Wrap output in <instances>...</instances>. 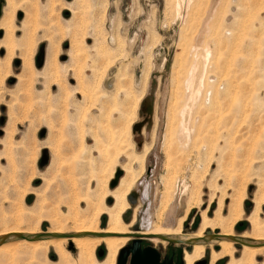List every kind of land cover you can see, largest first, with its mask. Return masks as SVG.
Wrapping results in <instances>:
<instances>
[{
	"label": "rangeland",
	"instance_id": "1",
	"mask_svg": "<svg viewBox=\"0 0 264 264\" xmlns=\"http://www.w3.org/2000/svg\"><path fill=\"white\" fill-rule=\"evenodd\" d=\"M216 3L220 4L215 13L219 19L216 17L211 22V31L204 43H200L206 19ZM1 5L4 17L7 1L0 0ZM3 17L0 19L3 68L0 232L22 227L38 229L39 235H46L54 231L49 221L38 225L31 217L25 221L19 216L47 213L59 214L63 218L64 234H72L75 225L67 224L64 216L68 213L67 204L73 201V185L77 183L86 190L92 181L93 189L97 187L88 166L91 155L99 161L94 135L107 141L112 131H121L128 122L132 123L136 152L142 153L146 147L151 150L146 172L129 197L131 208L123 216L124 222L130 224L137 212L131 232H135L137 225L141 231L149 208L152 222L165 226L168 213L175 204L181 203L176 212L175 227H178L189 203L194 204L201 193L202 205L192 208L183 225L184 234L194 235L199 231L204 210L209 207V216L214 218L220 200H224L223 213L227 216L231 196L247 190L245 215L234 234L238 238L246 236V240L253 237L247 219L255 210L256 196L264 194V0H17L12 30L16 45L22 47L14 49L10 60L7 49L2 47L7 40V32L1 26ZM30 39L34 45L29 57L32 71L28 73L24 72V54ZM205 44L212 49L213 57L209 59H206ZM73 45L79 54L71 55ZM43 52L45 64L39 69L38 58ZM65 57L67 60L63 61ZM192 64L196 68L200 66L195 71L197 81L205 76L199 99L202 101H197V105L184 100ZM212 91V97L218 91L222 100L217 108L208 111L205 100ZM194 107L196 110L192 113ZM101 109L105 115L109 113L105 117L110 121L101 118L100 122ZM176 116L184 120L175 119ZM183 121L190 123L187 126L194 134L190 136L192 140H181L178 128ZM106 125L112 128L104 138L102 127ZM182 143L187 144L183 147ZM44 150L48 151L50 162L41 168ZM168 163L175 166L179 175H176L174 200L160 219L166 201L165 182L174 176L167 170ZM184 184L188 192L181 195ZM106 204L112 206L114 201L108 199ZM86 208L82 204V210ZM261 216L264 219V206ZM107 226L104 215L99 227L106 229ZM220 233L221 228L215 227L206 235ZM23 240L0 246L2 250L6 246L5 249L22 247L12 256L0 251V264H57L59 261L54 249L46 255L27 252L23 249L26 248L21 243ZM143 243L144 248L157 249L163 260L174 259L176 263L174 245L166 241L156 245L146 240ZM183 247L187 252L193 250L190 246ZM236 247V258H240L243 246L236 244ZM212 249L219 250V247L207 246L199 262L206 260L210 264ZM67 250L76 262L78 251L70 246ZM101 250L105 251V247L96 251L99 261L107 256L105 251L100 258ZM229 262L230 259H222L215 264ZM257 263L264 264V252L257 257Z\"/></svg>",
	"mask_w": 264,
	"mask_h": 264
},
{
	"label": "bare ground",
	"instance_id": "2",
	"mask_svg": "<svg viewBox=\"0 0 264 264\" xmlns=\"http://www.w3.org/2000/svg\"><path fill=\"white\" fill-rule=\"evenodd\" d=\"M6 1H7V7H6V10L4 11V17L2 15L3 21H1L2 22L1 26H2V29H4L7 32V40L2 43V47L7 49L8 59L9 58L12 59L14 54H15L14 49L21 46V45H16L14 38H13L14 32L12 30V24H13L12 19H13V13H15V11L17 10V0H6ZM190 1H192V0H190ZM218 5H220V4L216 3L213 5V7L209 13L210 14L209 18L206 19L207 20L206 23L204 22L205 23V25H204L205 27L203 29L204 32L199 37L200 43H204L205 39L207 38L206 35L211 31V22H213V20L217 17V16H215V13H216V11H218L217 10ZM223 5H224V3H223ZM228 5H229V3H228ZM52 6L54 7L53 3H52ZM206 16H207V14H206ZM217 23H216V26H217ZM52 44H53V42H52ZM33 45H34V42L32 39H30L29 44L27 45V49L25 50V54H24V72L29 73L32 71V60L29 57H30V55H32L31 52L33 51ZM205 45L206 46H204L205 47L204 51L208 57L206 59H209V57L212 56V54H213L212 49H211L210 45H207V44H205ZM52 48L54 49L55 45ZM77 49L78 48H76V45L71 46V55L74 53L76 54V52L79 50V49L78 50ZM201 49H203V48H201ZM80 51H81V49H80ZM77 53L79 54V52H77ZM198 53L199 52H197V54ZM200 53H201V51H200ZM69 57L71 58L72 56H69ZM75 57H77V55L74 56V58ZM203 57L204 56H202V58ZM195 59H196V57H195ZM206 59H205V61L207 62L208 60H206ZM72 61H75V60H72ZM198 64H199V62H198ZM206 64L207 63H205V65ZM192 65H193V67L195 66L194 64H192ZM203 65H204V63H203ZM199 67H197V68H199ZM4 68H6V67H4ZM197 68L194 67L191 69L192 74L186 80V83H185L186 92H184L185 96H186V97H184L185 103L188 101V103L192 102V103L196 104L197 101L199 103L202 101V99H201V101H199V99L202 98L201 96H202V92H203L202 91L203 80H204L205 76L203 74L201 77V80L197 81L198 78H196V76H195V75H197V73L195 71L197 70V72H198V70H199ZM2 69L3 68L1 66V61H0V81L2 78V76H1V70ZM178 72H179V70H178ZM149 76H150V74L147 76V78ZM147 78L145 81L146 84L148 83ZM145 83H144V85H145ZM145 87H147V85H145ZM217 89L218 88H216V90ZM216 90H214V91H216ZM219 90L221 91V88H219ZM214 91H212V93L208 92V93H210V97H208L207 100H205V103H206L205 107L207 108L208 111L214 110L215 107L217 108V106H219V104H220V101L222 100L221 97L219 98L218 91L216 92L215 96L212 97V94ZM185 98H187V100ZM177 100H178V98H177ZM198 102H197V104H198ZM191 106H193V105H191ZM114 107H115V105H114ZM184 107H183V109H184ZM187 107H188V105H186V108L184 109V111H182L183 116H185V113H186L185 111L187 110ZM112 108H111V110H113ZM99 109L100 108H98V110ZM103 110H105V109L103 108ZM179 110L181 112V109H179ZM195 110L196 109L194 107V110L192 111V113ZM187 113H188V111H187ZM189 113H188V116H190ZM100 114H102V116L100 117V122H102L101 118H106L109 113L105 115L104 111L102 112V109H101ZM116 114H117V112H116ZM174 116H175V114H174ZM177 117H179V116H176L175 119ZM181 117H179L180 118L179 120H181V119L184 120L183 119L184 117L183 118H181ZM191 117H192V115H191ZM106 119H108V121H110L109 118H106ZM187 119H189V117ZM170 121H171V119H170ZM187 123H185L183 121L179 125L178 130L180 132L181 140H185V139L190 138L191 134L193 133L189 129V127H188L189 125L187 126ZM107 124L109 125L110 123H107ZM119 124H122V122H120ZM188 124H190V123H188ZM117 126H119V125H117ZM120 127H122V126L120 125L119 128ZM111 128L107 127V125L105 128L102 127L103 132H105L104 138L106 137V133L110 132ZM92 133L95 134L94 132H92ZM174 135H172V137ZM192 135H194V134H192ZM92 136L89 135V137H92ZM94 136H95L94 140L96 142V145L94 144V147L96 146L95 149H97V154L99 156L98 159L100 162L98 160H95L94 158H92V155H91L88 166L91 169L92 180L97 183V187L95 190L93 189L92 181L88 182L86 190H84V188H82V186H79L77 183L73 185V187H74V190L72 192V193H74L73 199H72L73 201L67 204L68 205V207H67L68 213L64 216V221L67 224L73 223L75 225L74 231L70 235L101 234V235H106V236L105 237L86 236V237H72V238H63V239L45 238V239H42V240L36 241V242L28 241L27 239H24L23 242H21V243H23V246L26 247L23 249H26L27 252H31V253L38 254V255H46L50 249H54L55 253L57 254V256L59 258V261L57 262V264H116L118 261L117 259H118L120 252L132 240V238L129 236L135 235L134 232H131L130 228L136 224L137 212L135 213L133 220L130 224H126L124 222L123 216L131 208L130 204H129V197H130L131 193L133 192V188L135 187L137 182L142 178L143 174L146 172V160H147V157H148L151 150L146 147L142 153L136 152L134 143L132 141V123H128V122L123 126L121 131H116V130L112 131L110 138H108L107 141H104L106 139L101 140L99 138V136H97V134H95ZM191 137H193V136H191ZM101 138H103V136ZM183 142H186V141H183ZM182 144L184 147V144H187V143H182ZM80 147H82V146H80ZM89 150L92 151V147ZM88 154H89V152H88ZM90 154H91V152H90ZM136 165H138L137 167H139V170L138 169L136 170V168H135ZM174 167L171 166L170 163H168L167 170H168V172L172 173L174 176H171L167 180V182H165L166 187H167V189H166L167 192L165 193L166 194V196H165L166 201L165 202L163 201L164 206L162 207L163 212L160 215V219L163 218V216L165 215L164 213L168 210L170 203L172 202V200H174L173 199V196L175 195L174 194V187L176 185V182H178L176 175H179V174H177L178 171L176 169H174ZM118 171L123 172L124 176L120 179L118 186L115 189L111 190L109 188L110 183H111V181H113V179L117 175ZM1 178H0V182L2 181ZM4 180H5V178H4ZM44 187H45V185H44ZM183 187L184 188L181 191V195L188 192V187L186 186V184H184ZM1 190H2V188H1ZM258 191H259V189H258ZM39 193H37L38 198H40ZM200 195H202V194L201 193L198 194L197 200L194 204L189 203L186 216L179 221L178 227H175L176 212H177L178 207L180 206L181 203L180 204L178 203L179 206L177 204H175L174 207L172 208V210L168 213L166 224H164L165 226H162V225L157 226L152 222V211H151V208H149L144 214L143 225H141L142 226L141 231L138 232L137 235L142 236L143 240H146V241L156 245V244H160L163 242L161 237H168V238L181 240V241H188V240H192V239H203L208 230H213L215 227H219V228H221V233L216 234V235H220L222 237H225L226 239L219 240V241L213 240V241L209 242L208 244L203 243V242L196 243L195 245L192 246L193 250L191 252L185 251V254H184L185 264H196L197 262L199 263V261L202 258H204L205 254H206L207 246L213 247V245H217L219 247V250L212 249L211 263L210 264H215L216 262H218L219 260H222V259H230L229 264H259V263H257V257L264 252V219L261 216L262 208L264 206V194L263 195L258 194L254 200L255 210H254V212H252V214L247 219V221L251 225L253 237L251 239H249L250 240L249 241V240H246V239H248L246 236H242L241 239L249 242L250 246H243L240 258H236V255H237L236 243H234L233 241H231L227 238L236 237L234 234V229H235L236 225L240 221H242L244 218V215H245L244 202H245V199L247 197V190H243L241 193H239L236 196H231L232 199L230 200L231 203L229 204V213L227 216L224 215V213H223L224 205H225L224 200H220V203L218 204L219 206H218V209L216 211L214 218L209 216V207H208V209L204 210L201 214V225H200L199 231L194 235H186L183 233L184 222L186 221V219H187L189 213L191 212L192 208H194V207L199 208L202 205L203 202L200 199ZM147 197L148 196H146V198ZM108 199H112L114 201V204L112 206H108L106 204ZM213 199H214V197H213ZM210 202H211L210 203V205H211L213 203V200ZM82 204H86V206H87L86 210H82ZM16 208H17V206H16ZM104 215L107 216V219H108V226L106 229H102L99 227L100 220ZM19 217L24 219V220L27 217H31L32 222L37 221L38 225H41L42 222H44V221H49L54 226V228H53L54 231H50L48 233L49 235H67V234H64V232H63L64 231V227L62 226L63 225L62 224L63 218L59 217V214L51 215V214H47V213H39V214L32 215V216H27L26 214H20ZM25 221H27V220H25ZM37 230L38 229L31 230V229H26V228H22V227H18V228L16 227V228L9 229V230L5 229V231L3 230L2 232H0V238L10 237L7 242H14L16 239H19L17 236H25V237L31 239V238L39 235L36 232ZM68 246H70V248L75 247V249L78 251L79 258L76 262L73 260L70 252H68V250H67ZM102 246L105 247V251H107V256L103 261H99L96 257V251ZM5 248H4V250H2L3 248H0V251L5 252L7 255H11V254L16 255L18 250L21 249L22 247H18V248L12 247V248H7V249H5Z\"/></svg>",
	"mask_w": 264,
	"mask_h": 264
},
{
	"label": "water",
	"instance_id": "3",
	"mask_svg": "<svg viewBox=\"0 0 264 264\" xmlns=\"http://www.w3.org/2000/svg\"><path fill=\"white\" fill-rule=\"evenodd\" d=\"M72 1V0H69ZM2 17V5L0 6V19ZM67 58H63V61H66ZM45 64V55L44 52L42 53V55L38 58V68L41 69ZM50 162V157L48 155V151L44 150L43 152V157L41 160V164L40 167L44 168L45 166H47ZM123 173L122 172H118L115 179L112 181L110 188L111 189H115L118 184L119 181L122 177ZM140 226H136L135 227V235H130V237L132 238V243L127 245L119 254L118 257V261L117 264H185L184 262V254H185V249L183 246H190L192 247L193 245H195L196 243H209L213 240H223L226 239L225 237H222L220 235H214V234H207L203 239H192V240H188V241H181V240H176V239H172V238H168V237H161V239L163 241H166L170 244V246H175V248L177 249V258H176V263L174 261V259H171L169 261H162V255L161 253L153 248V247H146L143 248L142 243H143V238L140 235H137V233L140 231ZM86 236H93V237H105L106 235H101V234H88V235H37L33 238H27L25 236H17L19 239H27L28 241H40L42 239L45 238H59V239H63V238H72V237H86ZM10 237H2L0 238V246L4 245L7 243V241L9 240ZM231 241H233L236 244H239L241 246H250L249 242H247L246 240H243L241 238L238 237H230L227 238ZM71 249H73L71 247ZM171 247H169V251H170ZM105 251L101 250L98 255L100 258H103L105 255ZM197 264H208V261L203 260Z\"/></svg>",
	"mask_w": 264,
	"mask_h": 264
},
{
	"label": "flooded vegetation",
	"instance_id": "4",
	"mask_svg": "<svg viewBox=\"0 0 264 264\" xmlns=\"http://www.w3.org/2000/svg\"><path fill=\"white\" fill-rule=\"evenodd\" d=\"M143 244H144V243H142V246H143ZM143 248H144V246H143ZM162 261H169V260H162Z\"/></svg>",
	"mask_w": 264,
	"mask_h": 264
}]
</instances>
